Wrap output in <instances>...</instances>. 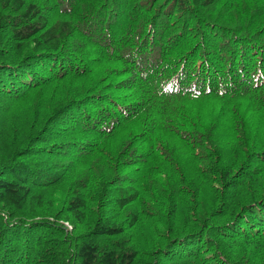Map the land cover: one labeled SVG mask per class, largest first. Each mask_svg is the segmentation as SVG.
<instances>
[{
    "label": "trees",
    "instance_id": "obj_1",
    "mask_svg": "<svg viewBox=\"0 0 264 264\" xmlns=\"http://www.w3.org/2000/svg\"><path fill=\"white\" fill-rule=\"evenodd\" d=\"M0 264H264V0H0Z\"/></svg>",
    "mask_w": 264,
    "mask_h": 264
},
{
    "label": "rangeland",
    "instance_id": "obj_2",
    "mask_svg": "<svg viewBox=\"0 0 264 264\" xmlns=\"http://www.w3.org/2000/svg\"><path fill=\"white\" fill-rule=\"evenodd\" d=\"M52 220V218H50ZM62 225L66 227L68 230L72 231L73 230V225L69 221H61Z\"/></svg>",
    "mask_w": 264,
    "mask_h": 264
}]
</instances>
